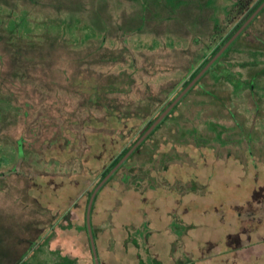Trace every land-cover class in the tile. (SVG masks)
<instances>
[{
  "label": "rangeland",
  "instance_id": "1",
  "mask_svg": "<svg viewBox=\"0 0 264 264\" xmlns=\"http://www.w3.org/2000/svg\"><path fill=\"white\" fill-rule=\"evenodd\" d=\"M240 1L0 0V264L40 262L53 227L83 250L63 217L84 220L113 160L234 29ZM228 48L98 191L94 214L132 233L127 264L139 239L142 264L154 252L264 264L248 248L264 238V13Z\"/></svg>",
  "mask_w": 264,
  "mask_h": 264
},
{
  "label": "crops",
  "instance_id": "2",
  "mask_svg": "<svg viewBox=\"0 0 264 264\" xmlns=\"http://www.w3.org/2000/svg\"><path fill=\"white\" fill-rule=\"evenodd\" d=\"M133 189L127 190V191H134L138 192L139 190L132 187ZM79 212H68L67 216L63 217L61 225V229L64 232L69 231V229L74 226L76 228V231L81 233V238L83 242V250L80 252L71 247V249L66 247V242L64 243V234L63 236L60 234V232L56 229V227H53L50 229V234L46 237V242L48 244L47 248V254L45 251H42L40 253L39 258L43 261V264H95V259L93 255V251L91 248L90 243V237L88 233L87 228V209L85 213L84 220L82 221L80 216L78 215ZM107 219V220H106ZM113 216H100L99 213L94 214V211L92 212V228H93V234L95 237L96 247L98 256L101 253V264H127L126 259V251L128 243L132 239L131 235L132 233H128V230H123L124 233H118L115 228V223L113 222ZM112 220V221H111ZM108 222V223H107ZM73 224V225H72ZM63 234V233H62ZM60 235V236H59ZM49 242V243H48ZM142 243V239L137 240V246H136V253H135V264H139L141 259V264L144 262V254H143V246L140 248ZM55 245V246H54ZM53 247H57L61 253V256L59 258H54L51 255ZM67 248V249H66ZM247 248V246H246ZM248 248H256V251L261 252L264 251V238H262L261 241L253 242ZM245 249L241 248L240 250ZM116 251V252H115ZM65 254V256H63ZM153 258L155 259L154 264H163L162 262H159L158 260V254L153 253ZM44 257V258H43ZM60 257H63V260H60ZM41 260L36 264L41 263ZM143 260V262H142ZM145 264V263H144ZM146 264H150L147 263Z\"/></svg>",
  "mask_w": 264,
  "mask_h": 264
},
{
  "label": "trees",
  "instance_id": "3",
  "mask_svg": "<svg viewBox=\"0 0 264 264\" xmlns=\"http://www.w3.org/2000/svg\"><path fill=\"white\" fill-rule=\"evenodd\" d=\"M264 0H241L239 3L236 4L235 8L233 9V11L231 12V17L233 19H239L238 23L235 25L234 29L228 34L226 35L222 41L218 44V46H216V48L211 52V54L209 56H207L202 64L195 70L193 71L189 78L185 80L183 87L181 88V90L175 95L174 98H172L166 105L165 107H163V109L161 110V112L159 113V115L173 102V100L181 93V91L193 80V78L203 69V67L213 58V56L224 46V44L233 36V34L244 24V22L251 16V14L261 5V3ZM255 2V3H254ZM264 13V8L262 9V11L256 16V18L246 27V29L255 21L258 19V17ZM245 29V30H246ZM241 35V34H240ZM239 35V36H240ZM238 36V37H239ZM237 37V38H238ZM233 44V43H232ZM232 44L230 45V47L232 46ZM229 47V48H230ZM228 48V49H229ZM227 51V50H226ZM226 51L223 53L225 54ZM223 56V55H222ZM220 56L214 64H216L220 58L222 57ZM214 64L208 69V71L202 76V78L194 85V87L189 90V92L179 101V103L165 116V118L156 126V128L149 134V136L136 148V150L130 155V157L118 168V170L115 172V174H117L122 168H124L126 166V164L133 158L134 154H136L141 147L151 138V136L155 133V131H157L162 124H164L166 121H168L173 113L176 111V109L187 99V97L189 96V94L195 90L197 88V86H199L201 80L211 71V68L214 66ZM159 115L150 122V124L147 126V128L144 130V132L141 134V136L146 132V130L153 124V122L159 117ZM140 136V137H141ZM139 137V138H140ZM139 138L129 147H127L124 151H122L111 163L110 167L106 170V172L104 173V177L112 170V168H114V166H116V164L123 158V156L132 148V146L139 140ZM114 174V175H115ZM147 176H153L152 173L147 172L146 173ZM103 177V178H104ZM140 176L138 174V176L133 173L130 172L129 176H124V182L128 185H131L132 187L141 190L142 187V181L140 180ZM155 186V185H154ZM154 186H152L151 188H154ZM93 192V191H92ZM92 192L89 194L88 197V202L90 199V196L92 194ZM258 192H255V196L257 195ZM254 196V197H255ZM96 200V198H95ZM94 200V202H95ZM94 210V203H93V207H92V212ZM229 238H231V235L229 236Z\"/></svg>",
  "mask_w": 264,
  "mask_h": 264
},
{
  "label": "water",
  "instance_id": "4",
  "mask_svg": "<svg viewBox=\"0 0 264 264\" xmlns=\"http://www.w3.org/2000/svg\"><path fill=\"white\" fill-rule=\"evenodd\" d=\"M264 8V1L261 5L251 14V16L244 22V24L233 34V36L224 44V46L213 56V58L203 67V69L193 78V80L181 91V93L173 100V102L159 115L153 124L146 130V132L139 138V140L132 146V148L123 156V158L112 168V170L104 177V179L96 186L92 192L88 206H87V228L90 237L91 248L93 251L95 264H100L95 237L92 228V207L94 200L100 188L110 177L118 170V168L130 157L136 148L149 136V134L156 128V126L165 118V116L179 103V101L191 90L194 85L202 78L208 69L215 63V61L227 50V48L236 40V38L246 29V27L256 18V16Z\"/></svg>",
  "mask_w": 264,
  "mask_h": 264
},
{
  "label": "flooded vegetation",
  "instance_id": "5",
  "mask_svg": "<svg viewBox=\"0 0 264 264\" xmlns=\"http://www.w3.org/2000/svg\"><path fill=\"white\" fill-rule=\"evenodd\" d=\"M255 198V197H254Z\"/></svg>",
  "mask_w": 264,
  "mask_h": 264
}]
</instances>
